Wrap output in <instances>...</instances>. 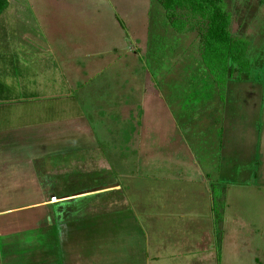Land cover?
I'll list each match as a JSON object with an SVG mask.
<instances>
[{
  "label": "rangeland",
  "instance_id": "1",
  "mask_svg": "<svg viewBox=\"0 0 264 264\" xmlns=\"http://www.w3.org/2000/svg\"><path fill=\"white\" fill-rule=\"evenodd\" d=\"M108 2V9L117 15L124 31L125 47L86 58L89 40L96 36H83L72 8L88 15L95 5L86 2L72 6V0H34L33 4L30 0H10L0 15V94L20 97V101L0 102V130L29 125L28 133L32 134L33 126L47 128L48 133L54 128L63 139L66 131H72V124L67 121L85 118L96 134L110 138L106 147L99 148V154L104 152L105 160L111 163L121 155L118 171L125 175L126 185L132 179L134 198L143 203L157 201L172 210L166 218L156 220L162 229L154 230L155 236L157 232L167 238L184 232L189 237L196 236L204 227V235L214 243L208 245L213 247V253L218 254L222 246L223 254L232 251L249 264L250 254L256 257L260 254L257 247H264V5L258 0H232V31L250 40L248 57L252 66L248 73L234 70L222 102L200 59L197 31H174L157 0ZM92 14L95 18L96 13ZM41 18L52 24L51 29L42 30ZM72 22L77 24L74 32ZM98 31L100 50L111 49L117 37ZM100 58L104 61L94 66ZM72 62L77 69L72 68ZM86 62L93 65L88 73L83 69ZM143 94L149 95L146 106L140 104ZM179 102L184 103V108L174 114L175 126L204 172L206 165L212 163L209 179L205 183L183 182L168 178L165 174L169 171L164 169L148 176L150 170L146 167L142 172L147 175L131 176L137 174L134 161L138 156L127 141L132 140L138 125L137 113L157 116L150 118L157 127H149L156 131L140 133L144 139L150 135L147 143L143 141L148 145L155 136L171 130L161 127L160 111L166 113L167 104L176 111L174 104ZM119 132L122 138L118 147L123 146L120 153L115 152ZM82 141L87 145L85 137ZM68 150H62L66 155L45 160L46 171L53 173L51 182L60 184L62 177H68L64 173L74 179L71 183L75 188L100 182L99 177L88 176L91 169L100 168L95 165L101 161L99 154L87 156L80 148L71 153ZM169 150L163 145L159 155L169 156ZM74 161L77 163L72 164ZM108 177L113 179L114 174ZM117 200L112 204H123L122 198ZM99 210L93 208L92 212ZM70 236L63 234L62 244L54 243V249L46 247V264L50 258L55 259L52 264H72ZM54 238L56 242L58 235ZM237 241L240 245H232ZM62 246L64 253L60 256L58 249ZM50 251L53 256L48 254Z\"/></svg>",
  "mask_w": 264,
  "mask_h": 264
},
{
  "label": "crops",
  "instance_id": "2",
  "mask_svg": "<svg viewBox=\"0 0 264 264\" xmlns=\"http://www.w3.org/2000/svg\"><path fill=\"white\" fill-rule=\"evenodd\" d=\"M8 1L10 4V0ZM30 1L33 4L34 0ZM86 2L95 5L94 9H89L88 15L85 12L78 13L72 8V15L83 28V36H96L95 40H89L85 57L90 58L93 53L100 55L115 53L124 48L125 41L122 39L124 31L117 15L110 10L108 0H72V6L83 5ZM92 11L96 13L95 18L92 17ZM41 20L40 27L43 31L51 29L52 24L43 18ZM75 27L77 24L72 22L73 32ZM100 29L106 36L117 37V39L113 37L111 49L100 50L101 33L98 31ZM109 31L112 32L109 34ZM103 61L104 59L100 58L94 66ZM72 68L77 69L73 62ZM92 68L93 65L87 62L83 66L85 73H88L87 69ZM143 95L144 100H141L140 104L146 106L149 95ZM154 96L160 99L158 94ZM13 101H20V97L13 98L7 95L2 97L0 94V102ZM174 106L176 111H171L168 104L167 108L165 106L167 114L160 111L161 127L165 125L171 130L165 135L160 134L158 138L155 136L156 139L148 145L143 141L147 143L150 135L144 139L143 134L148 130L156 131L149 127H157L153 125L156 122L150 119L157 116L155 113L142 111L137 113L139 118L135 120L138 125L133 131L132 140L127 141L130 143L128 146L134 148L138 156L134 161L137 174L131 176L147 175L142 172L143 167H146L150 170L148 176L164 169L169 171L167 173L169 175H165L170 179H181L183 182L201 180L205 183L209 179L212 163L206 165L204 172L203 165L192 155L182 138V133L177 131L178 127L175 126L173 118L175 113L179 114L184 108V103L179 102ZM84 119L76 117L72 118V121H67V124H72V131H66L63 139L60 131L54 128L48 133L45 132L47 128L43 130V127L33 126L32 134H29V125L5 127L0 130V264H46V247L54 249V243L62 244V236L66 233L72 237V264H247L237 253L227 251L223 254L222 246L219 247L218 254L213 253V247L208 246L212 243L210 241L212 238L204 235V227L199 223L195 225L202 226L203 229H200L196 236L192 234L189 237L185 232L175 238L164 237L158 232L155 236L154 230L162 229L156 220L166 218L172 210H168L167 206L158 204L157 201L149 200L143 203L134 198L135 192L130 189L132 179L130 178V184L126 185L125 175L119 172L121 155L115 157L114 163L105 160V153L99 154V148L106 147L110 138L98 132L96 134ZM141 132L143 134H140ZM120 133L116 136L115 143L117 138L118 141L116 147L114 146L115 152L119 153L123 148V146L119 148L122 138ZM84 137L87 139V145L82 143ZM160 145L162 148L166 145L170 149L169 156H164L163 153L159 155ZM79 148L87 156L91 153L99 154L101 161L99 165H95L101 166L91 169L88 176L95 179L99 177L100 182L75 188L71 183L74 179L70 174L64 173L68 177H62L59 180L60 184L52 183L53 180L50 178L53 173L46 171L45 160L57 158V155H66V152H62L63 149H69L67 152L71 153L72 149ZM86 164L92 165L87 161ZM154 165H157V168L153 169ZM113 170L114 172H111ZM110 173L114 174L113 179L107 178ZM52 197L57 200L53 202ZM119 198L123 199V204H115ZM113 201L115 203L112 204ZM93 208L100 210L93 213ZM53 234L58 235L56 242ZM225 243L228 247L229 243ZM49 244L52 246L49 247ZM237 244L240 245V241L232 245ZM243 244L246 245L245 242ZM257 249L260 250V254L256 257L250 254L249 264H264L263 245ZM58 251L60 256L63 255V246ZM50 252L48 254L53 256V251ZM54 260L50 258L47 264H52ZM55 264H59V261Z\"/></svg>",
  "mask_w": 264,
  "mask_h": 264
},
{
  "label": "trees",
  "instance_id": "3",
  "mask_svg": "<svg viewBox=\"0 0 264 264\" xmlns=\"http://www.w3.org/2000/svg\"><path fill=\"white\" fill-rule=\"evenodd\" d=\"M157 1L174 31H197L200 59L224 100L227 81L234 70L248 73L252 66L248 57L250 40L232 31V0ZM258 2L264 5V0ZM8 6V0H0V15Z\"/></svg>",
  "mask_w": 264,
  "mask_h": 264
},
{
  "label": "built area",
  "instance_id": "4",
  "mask_svg": "<svg viewBox=\"0 0 264 264\" xmlns=\"http://www.w3.org/2000/svg\"><path fill=\"white\" fill-rule=\"evenodd\" d=\"M55 197H52V199H54Z\"/></svg>",
  "mask_w": 264,
  "mask_h": 264
}]
</instances>
